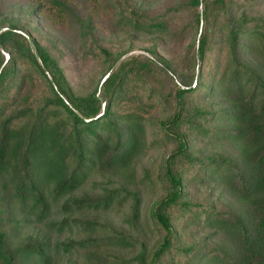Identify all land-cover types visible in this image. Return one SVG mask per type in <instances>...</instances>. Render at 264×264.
<instances>
[{"label": "trees", "instance_id": "1", "mask_svg": "<svg viewBox=\"0 0 264 264\" xmlns=\"http://www.w3.org/2000/svg\"><path fill=\"white\" fill-rule=\"evenodd\" d=\"M47 1L103 66L75 90L41 5L0 12V264H264V0H103L148 56Z\"/></svg>", "mask_w": 264, "mask_h": 264}, {"label": "rangeland", "instance_id": "2", "mask_svg": "<svg viewBox=\"0 0 264 264\" xmlns=\"http://www.w3.org/2000/svg\"><path fill=\"white\" fill-rule=\"evenodd\" d=\"M136 1L148 14L153 15L161 12L167 2L171 0ZM28 3H33L34 5L39 3L41 5L40 13L32 19L34 23H39L41 31L43 32L40 42L46 45L58 58L60 65L74 89L84 92L89 88L90 75L94 74L97 77L100 74L103 66L101 59L93 57L87 52L78 34L68 26L63 16L59 15L56 7L52 6L47 0H0V12L26 18L29 15L24 13V9ZM236 8L237 12L245 10L248 13L264 14L263 1L256 5L239 4ZM89 12L93 20L94 33L101 45L106 46L111 51H117L130 45L131 42L135 50L130 53L149 55L144 50V47L150 44L149 36L142 32H137L136 37H129V32L120 28L118 23H116L112 10L106 8L103 0L92 2L89 6ZM163 47L164 45H161L159 49H163ZM172 47L173 44L170 43L164 49H168L169 51L170 49L172 50ZM172 51L177 50L174 49ZM4 56L5 60H7L9 55L4 53ZM152 152L154 158L159 154L156 149H152ZM29 232L35 233V229L33 227L24 228L19 239H24L23 236Z\"/></svg>", "mask_w": 264, "mask_h": 264}]
</instances>
